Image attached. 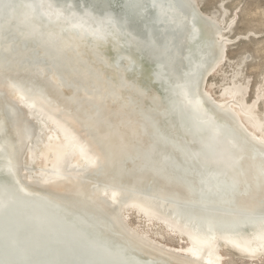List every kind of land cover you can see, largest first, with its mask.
Masks as SVG:
<instances>
[{
    "label": "bare ground",
    "instance_id": "obj_1",
    "mask_svg": "<svg viewBox=\"0 0 264 264\" xmlns=\"http://www.w3.org/2000/svg\"><path fill=\"white\" fill-rule=\"evenodd\" d=\"M230 41L198 0H0V257L264 264V112L204 87Z\"/></svg>",
    "mask_w": 264,
    "mask_h": 264
},
{
    "label": "rangeland",
    "instance_id": "obj_2",
    "mask_svg": "<svg viewBox=\"0 0 264 264\" xmlns=\"http://www.w3.org/2000/svg\"><path fill=\"white\" fill-rule=\"evenodd\" d=\"M198 3L204 13L217 16L222 27L226 29V38L231 39L225 48L221 65L207 77L204 87L213 98L223 99L222 92L240 83L246 89L247 101L250 104L257 102L260 111L264 112V0H198ZM4 57L7 58V64L13 60L9 55ZM22 118L27 119V114H23ZM20 126L24 132L20 153V162L24 169L28 153L42 144L46 130L26 131L27 124ZM39 164L40 161H35L28 170L22 172L24 181H29L34 170L40 171ZM126 219L133 228L147 232L148 236L158 241L177 248L186 245L182 240L171 241L168 235H158L160 228L146 223L145 217L134 210L126 214ZM233 264L244 263L236 258Z\"/></svg>",
    "mask_w": 264,
    "mask_h": 264
},
{
    "label": "water",
    "instance_id": "obj_3",
    "mask_svg": "<svg viewBox=\"0 0 264 264\" xmlns=\"http://www.w3.org/2000/svg\"><path fill=\"white\" fill-rule=\"evenodd\" d=\"M79 220L86 224L84 219L79 217ZM69 242L70 241L67 240L61 244ZM14 250L15 253H4V255L0 257L3 258V260H1V264H39L37 261H35V259H33L34 257H30V250H25V252H22L21 255L16 248ZM84 253L87 255H84ZM84 257L87 260L86 264H113L112 256L108 258L107 256L98 257L95 252H84L83 249L78 250V252L75 253L63 255L60 254L58 250L49 249L45 253L44 264H82L81 262H83ZM83 263L85 264V262Z\"/></svg>",
    "mask_w": 264,
    "mask_h": 264
}]
</instances>
